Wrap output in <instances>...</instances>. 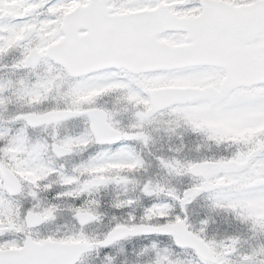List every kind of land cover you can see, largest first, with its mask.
I'll use <instances>...</instances> for the list:
<instances>
[{"label": "snow or ice", "instance_id": "obj_1", "mask_svg": "<svg viewBox=\"0 0 264 264\" xmlns=\"http://www.w3.org/2000/svg\"><path fill=\"white\" fill-rule=\"evenodd\" d=\"M0 264H264V0H0Z\"/></svg>", "mask_w": 264, "mask_h": 264}]
</instances>
